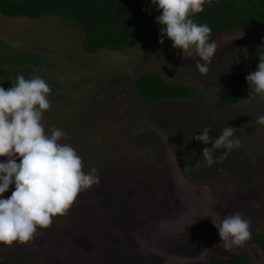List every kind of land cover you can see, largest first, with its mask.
<instances>
[{
	"label": "rangeland",
	"instance_id": "374dc122",
	"mask_svg": "<svg viewBox=\"0 0 264 264\" xmlns=\"http://www.w3.org/2000/svg\"><path fill=\"white\" fill-rule=\"evenodd\" d=\"M70 27L59 16L0 14V87H12L20 73L42 77L52 89L46 133L66 132L60 142L76 149L85 172L98 169L100 184L80 193L68 214L54 217L33 242L0 244V264H207L213 252L264 264L254 236L226 250L212 223L240 212L252 235L264 231V126L256 124L264 99L237 107L217 96L222 88L249 87L246 76L258 65L251 57L264 43L258 24L215 38L207 75L196 68L194 52L136 46L85 53L82 34ZM148 72L202 90L187 100L153 103L135 84ZM228 126L247 127L235 134L241 147L209 167L202 155L211 144L193 137L209 127L214 139ZM224 154L217 149L213 158Z\"/></svg>",
	"mask_w": 264,
	"mask_h": 264
},
{
	"label": "clouds",
	"instance_id": "9594fccd",
	"mask_svg": "<svg viewBox=\"0 0 264 264\" xmlns=\"http://www.w3.org/2000/svg\"><path fill=\"white\" fill-rule=\"evenodd\" d=\"M205 3L211 6L212 0H152L160 12L156 21L163 26L160 43L167 37L184 56L194 52L199 57L195 66L202 75L209 71L217 44L214 40L210 42L211 27L190 17L202 12ZM246 80L250 102L256 96L264 97V54L259 55L257 69ZM12 82L8 89L0 87V157L7 158L0 161V244L7 247L14 242L20 245L33 242L39 229L49 228L54 217L68 214L80 193L100 184L98 169L92 167L85 172L76 149L60 142L66 132L52 127L46 133L42 121L45 112L51 109L48 97L52 89L48 83L40 76L26 79L22 74ZM256 124L264 126V115L256 118ZM246 129L228 126L213 139L210 128L205 127L193 139L211 144L203 149L202 155L211 167L241 147L235 134ZM217 149H224L225 154L214 160L213 152ZM12 185L15 188L11 196L4 197ZM212 223L221 238L219 246L226 250L244 247L251 239V221L240 212L220 220L212 217Z\"/></svg>",
	"mask_w": 264,
	"mask_h": 264
},
{
	"label": "trees",
	"instance_id": "16d2710c",
	"mask_svg": "<svg viewBox=\"0 0 264 264\" xmlns=\"http://www.w3.org/2000/svg\"><path fill=\"white\" fill-rule=\"evenodd\" d=\"M203 7L202 12L190 18L211 27L210 42L239 32L251 23L258 24L264 35V0H212L211 6L205 3ZM0 14L5 17H63L73 24L72 30L82 34V49L89 54L103 50L127 52L136 46L161 53L181 50L173 48V42L167 37L163 44L160 43L163 26L156 21L160 12L152 0H0ZM257 48L258 53L254 51L251 57L256 64L259 55L264 54V43ZM21 74L27 78L25 73ZM135 84L138 92L153 103L187 100L202 90L187 81L153 72L139 75ZM249 95V87L234 86L220 89L217 96L224 104L238 107L250 100ZM252 236L255 245L264 250V231H256ZM251 258L249 255L213 252L208 255L207 264H250Z\"/></svg>",
	"mask_w": 264,
	"mask_h": 264
}]
</instances>
